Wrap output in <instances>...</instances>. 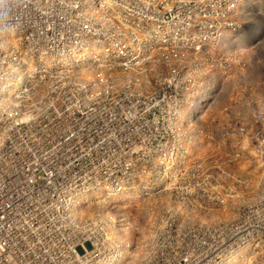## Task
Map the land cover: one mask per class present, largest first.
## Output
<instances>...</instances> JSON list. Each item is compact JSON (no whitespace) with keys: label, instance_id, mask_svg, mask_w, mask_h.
<instances>
[{"label":"built area","instance_id":"1","mask_svg":"<svg viewBox=\"0 0 264 264\" xmlns=\"http://www.w3.org/2000/svg\"><path fill=\"white\" fill-rule=\"evenodd\" d=\"M257 2L4 6L0 264H264V93L232 45Z\"/></svg>","mask_w":264,"mask_h":264},{"label":"rangeland","instance_id":"2","mask_svg":"<svg viewBox=\"0 0 264 264\" xmlns=\"http://www.w3.org/2000/svg\"><path fill=\"white\" fill-rule=\"evenodd\" d=\"M248 13L243 26V38H237L232 45L240 46V48L246 51L247 59L246 63L248 69L246 73L237 80L238 82H245L251 84L255 91H261L264 93V0H258L257 4L249 7L244 11V14ZM235 83L225 92V98H231L236 101L235 105L228 107V117L230 125H233V117L235 109H240L244 114L250 115L253 111V106L247 103L248 88L234 89ZM216 131V130H215ZM232 133V132H231ZM234 134V133H232ZM236 135V134H234ZM215 144L222 146L225 141V137L216 135L212 137ZM124 160L130 159L129 156L121 155ZM142 159V158H141ZM131 161L126 162L131 164ZM136 161V165H132L125 170L131 174V178H127V181L133 179L138 173H144V170L137 168L139 160ZM264 260V257L263 259ZM249 264H253L252 261Z\"/></svg>","mask_w":264,"mask_h":264},{"label":"clouds","instance_id":"3","mask_svg":"<svg viewBox=\"0 0 264 264\" xmlns=\"http://www.w3.org/2000/svg\"><path fill=\"white\" fill-rule=\"evenodd\" d=\"M9 2L10 0H0V12H2L4 6Z\"/></svg>","mask_w":264,"mask_h":264}]
</instances>
